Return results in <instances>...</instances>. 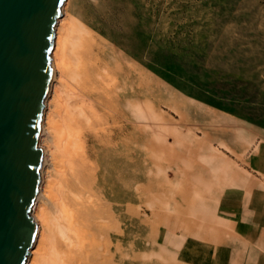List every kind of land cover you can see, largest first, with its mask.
I'll use <instances>...</instances> for the list:
<instances>
[{
  "label": "bare ground",
  "instance_id": "1",
  "mask_svg": "<svg viewBox=\"0 0 264 264\" xmlns=\"http://www.w3.org/2000/svg\"><path fill=\"white\" fill-rule=\"evenodd\" d=\"M73 2L62 0L54 20L52 74L37 134L40 182L30 208L36 233L24 264H211L209 252L216 258L223 253L219 244L242 245L234 224L219 228L214 246L190 234L182 220L193 213H178L172 204L171 146L163 140L157 147L139 126V66L119 48L101 43L73 13ZM159 149L164 159L156 157ZM129 201L134 215L127 213ZM262 220L256 217L243 244L264 250Z\"/></svg>",
  "mask_w": 264,
  "mask_h": 264
},
{
  "label": "rangeland",
  "instance_id": "2",
  "mask_svg": "<svg viewBox=\"0 0 264 264\" xmlns=\"http://www.w3.org/2000/svg\"><path fill=\"white\" fill-rule=\"evenodd\" d=\"M72 11L139 66V126L171 146L172 204L193 213L182 220L190 234L214 246L234 224L242 245L218 243L210 263L264 264V250L243 244L264 218V0H74Z\"/></svg>",
  "mask_w": 264,
  "mask_h": 264
},
{
  "label": "water",
  "instance_id": "3",
  "mask_svg": "<svg viewBox=\"0 0 264 264\" xmlns=\"http://www.w3.org/2000/svg\"><path fill=\"white\" fill-rule=\"evenodd\" d=\"M62 0H0V264H24L36 233L37 134Z\"/></svg>",
  "mask_w": 264,
  "mask_h": 264
}]
</instances>
